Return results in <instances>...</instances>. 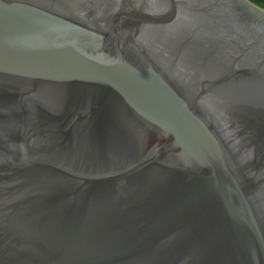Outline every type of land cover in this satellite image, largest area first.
I'll list each match as a JSON object with an SVG mask.
<instances>
[{
    "label": "water",
    "instance_id": "water-1",
    "mask_svg": "<svg viewBox=\"0 0 264 264\" xmlns=\"http://www.w3.org/2000/svg\"><path fill=\"white\" fill-rule=\"evenodd\" d=\"M0 264H264V9L0 0Z\"/></svg>",
    "mask_w": 264,
    "mask_h": 264
},
{
    "label": "trees",
    "instance_id": "trees-1",
    "mask_svg": "<svg viewBox=\"0 0 264 264\" xmlns=\"http://www.w3.org/2000/svg\"><path fill=\"white\" fill-rule=\"evenodd\" d=\"M256 5H259L260 7L264 8V0H251Z\"/></svg>",
    "mask_w": 264,
    "mask_h": 264
},
{
    "label": "rangeland",
    "instance_id": "rangeland-1",
    "mask_svg": "<svg viewBox=\"0 0 264 264\" xmlns=\"http://www.w3.org/2000/svg\"><path fill=\"white\" fill-rule=\"evenodd\" d=\"M259 6V5H258ZM260 7V6H259ZM262 8V7H261ZM264 9V8H263Z\"/></svg>",
    "mask_w": 264,
    "mask_h": 264
}]
</instances>
